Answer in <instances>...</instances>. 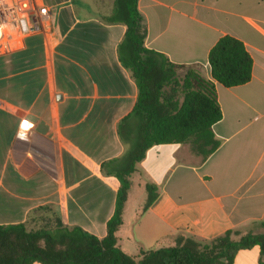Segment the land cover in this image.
<instances>
[{
    "label": "crops",
    "instance_id": "obj_1",
    "mask_svg": "<svg viewBox=\"0 0 264 264\" xmlns=\"http://www.w3.org/2000/svg\"><path fill=\"white\" fill-rule=\"evenodd\" d=\"M43 2L49 30L0 55V225L33 229L57 213L67 227L103 239L120 181L102 164L130 148L119 128L138 99L118 52L126 26L106 19L114 0ZM138 8L145 46L171 62L200 65L211 78L209 52L229 35L244 43L253 69L244 85H216L223 117L213 126L221 145L212 155L202 160L187 144H163L137 164L118 246L138 258L180 237L256 230L264 222V0H139ZM125 129L133 141L135 122ZM147 184L158 196L145 208ZM234 264H260V248L239 251Z\"/></svg>",
    "mask_w": 264,
    "mask_h": 264
},
{
    "label": "trees",
    "instance_id": "obj_2",
    "mask_svg": "<svg viewBox=\"0 0 264 264\" xmlns=\"http://www.w3.org/2000/svg\"><path fill=\"white\" fill-rule=\"evenodd\" d=\"M138 2L114 0L113 12L106 18L126 26L119 58L138 86L135 107L119 128L121 139L130 143V148L122 159L102 164L106 175L120 181L107 236L100 239L81 227H67L57 213L41 217L33 229L25 224L0 225V264H234L239 251L256 246L260 248V264H264V222L254 223L256 230H230L207 241L180 237L176 245L142 251L138 258L117 244L131 177L147 151L157 145L187 144L194 155L207 159L221 145L213 131L223 117L216 85H244L252 79L253 69L244 43L229 35L220 38L209 52L211 78L200 65L171 62L145 46L147 26ZM128 120L135 122L133 141L125 129ZM146 190L145 208L158 196L155 185L147 184Z\"/></svg>",
    "mask_w": 264,
    "mask_h": 264
},
{
    "label": "built area",
    "instance_id": "obj_3",
    "mask_svg": "<svg viewBox=\"0 0 264 264\" xmlns=\"http://www.w3.org/2000/svg\"><path fill=\"white\" fill-rule=\"evenodd\" d=\"M51 10L43 0H0V55L18 50L28 34L47 32ZM21 126H33L23 120Z\"/></svg>",
    "mask_w": 264,
    "mask_h": 264
},
{
    "label": "rangeland",
    "instance_id": "obj_4",
    "mask_svg": "<svg viewBox=\"0 0 264 264\" xmlns=\"http://www.w3.org/2000/svg\"><path fill=\"white\" fill-rule=\"evenodd\" d=\"M236 237V236H235Z\"/></svg>",
    "mask_w": 264,
    "mask_h": 264
}]
</instances>
